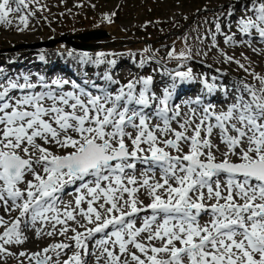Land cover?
Segmentation results:
<instances>
[{"label": "snow or ice", "instance_id": "1", "mask_svg": "<svg viewBox=\"0 0 264 264\" xmlns=\"http://www.w3.org/2000/svg\"><path fill=\"white\" fill-rule=\"evenodd\" d=\"M29 3L0 0V24L10 25L9 16ZM19 23L20 31L27 29L28 15H21ZM237 28L250 38L245 41L249 47L253 34L264 42V0H251ZM225 42L234 43L233 37ZM84 55L81 63L92 59ZM252 75L259 89L241 81L243 89H234L235 102L226 111L217 113L214 103L204 104L199 122L185 120L179 124L182 131L171 127L179 116L178 106L170 108L178 87L175 77L162 96L152 91L151 77L130 80L114 92L93 83L96 94L69 80H53V88L43 77L38 92L31 91L37 85L27 76L23 84L9 80L0 85V208L9 215L18 212L10 220L0 216V256L15 255L9 246L25 243V229L51 223V231L41 227L36 234L52 236L56 225L66 224L57 208L59 194L79 182L77 192L86 189L90 197L80 214L94 227L70 239L84 257L89 255L87 242L99 233L95 246L103 248L106 264H264V76ZM176 76L180 82L192 79L191 70ZM104 79L119 84L107 73ZM69 84L73 90L63 91ZM204 86L209 95L220 87L225 99L233 91L214 83ZM12 90L22 94L10 95ZM194 103L200 106L202 101ZM153 119L158 121L154 125ZM214 129L219 130L220 144L213 143ZM157 132L173 138L161 139ZM137 164L147 166L139 182ZM156 170L160 179L153 181ZM140 188L150 197L147 205L137 197ZM84 200L85 195L77 197V208ZM142 212L148 214L141 218ZM205 215L209 219L201 223ZM64 216L75 218L73 211L66 210ZM136 218L141 219L140 227ZM67 232L64 227L59 234ZM70 248L61 242L19 256L33 264H61V254ZM63 264L86 260L77 251Z\"/></svg>", "mask_w": 264, "mask_h": 264}, {"label": "rangeland", "instance_id": "2", "mask_svg": "<svg viewBox=\"0 0 264 264\" xmlns=\"http://www.w3.org/2000/svg\"><path fill=\"white\" fill-rule=\"evenodd\" d=\"M230 5H232L231 8ZM250 5L251 0H31L27 9L9 16L12 21L10 25L0 24V73L5 72L7 64L13 61L14 64L11 68L15 70L16 75L21 73L25 77L28 76L29 71L35 73L32 81L29 78V82H36L38 85L31 91L42 90L40 88L41 77L45 83L53 88L56 87L52 85L53 80H69L78 84L76 78L71 74L60 75L63 69L60 60L62 58L68 62L77 63V66L82 69L79 70L81 74L77 76L78 81L83 84V88L85 85L86 87L89 86L90 89L86 88V90L93 92V94H96V89L91 87L93 83L100 87H108L110 91L114 92L130 80L150 76L153 80L152 91L157 96L163 95L164 89L172 84L175 77L178 87L170 100V108L176 109L178 106L179 116L171 121V127L176 131H182L179 124L185 120L199 122L204 104L214 103L217 113L222 110L226 111L227 106L235 102L236 93L234 89L237 87L243 89L241 81L257 89L261 87L252 73L264 76V42H260L258 35L253 34L251 47H249L245 41L250 38L241 34L237 28V21L245 15L246 9L250 8ZM21 15H28V28L23 31L19 30L23 27L19 23ZM247 15L251 16V11H247ZM217 25L220 27L219 31H217ZM90 28L104 29L106 33L103 38L86 42L95 45L91 51L75 50L69 45L56 41L62 35H72ZM229 36L233 37L234 43L225 42ZM33 52L37 54L33 55ZM84 54L92 59L86 63H81L82 60L86 59ZM190 56L196 59L192 60L194 66L197 67L196 70L195 67L192 69L189 67ZM226 56L232 57L233 60L227 61ZM106 57H113L110 61L115 63H109L110 61H106ZM97 59H101L107 64L94 63L93 61ZM236 60L243 64L248 71L245 72L241 69L234 62ZM21 61L33 64V66L27 70L25 65L18 64ZM147 61L150 63H146ZM180 61L183 63L180 64ZM209 64L216 65V67L214 68ZM189 70H191L192 79L180 82L176 73ZM106 73L111 75L113 80L119 81V84L109 85L104 79ZM10 74L5 78L6 81L24 83V79L17 80L14 75ZM205 82L214 83L217 86H227L233 91L227 99H225L220 87L214 94L209 95L204 86ZM0 85L6 86L7 83L5 80H0ZM70 86V84L64 85L63 91H72ZM19 94H22L19 90L10 92V95L13 96H19ZM197 98L202 101L200 106L194 103ZM217 98H224V100L216 101ZM191 109L196 110L195 115ZM171 114L170 112L169 115ZM157 122L156 119L151 121L153 125ZM190 126L187 132L189 136L192 135L191 129L194 124ZM218 132V129H214L212 140L215 144H220ZM232 134L234 135V133ZM157 135L161 139L173 138L171 135L161 136L159 132ZM201 136H204L203 131ZM184 150H188L186 146ZM221 150H224L223 145H221ZM52 151L62 154L56 148H52ZM172 154L175 155L176 153L173 151ZM216 156L218 160L223 159L220 153H216ZM233 159L235 158L233 157ZM146 167V165L137 164L135 176L137 178V173H139L138 182L144 178L141 173ZM151 175L149 173V176ZM155 179H160L159 170H156L153 181ZM78 184L79 182L67 189L72 192L68 195V197L71 196L72 200L66 203V206L59 205L60 200L57 202L58 211H62L60 212L61 218L66 220L68 226L66 224L56 225V231L52 236L45 234L37 236L36 234V229L42 226L45 233L51 231V223L47 227V224L38 223L35 229H25L24 234L28 239L23 245L9 246V251L15 255L0 256V264H21V262L33 264L27 256H19V253L26 252L30 255L61 242L71 245L70 249L64 250L66 254H61V264L77 251L81 252L86 264H106L108 258L103 248L94 246L101 234H96L87 242L89 255L86 257L70 239L76 233L86 232L87 228L94 227V225L87 223L88 221L80 213H77V211L81 212V209L87 210L86 201L90 199L86 189L77 192ZM136 187H139V183ZM78 195H85V200L81 202L79 208L74 205L77 199L75 197ZM137 196L144 205L150 203V197L144 188H140ZM66 198L64 197V200ZM124 198H128L126 193ZM69 206H72L71 211L75 217L72 220H67L64 216ZM147 214L142 212L140 217L142 218ZM0 216H3L5 220H10L18 216V212L14 211L9 215L4 212L3 208H0ZM208 219V216H203L201 223ZM63 226L69 229L66 234L60 235ZM140 226L141 219L136 218V227ZM0 231L3 229L0 228ZM144 235L146 234H142L139 239H143ZM157 246H159L158 242ZM107 247L109 250H113L111 243ZM129 247L131 248V246ZM132 250L134 251V249ZM115 251H118V248ZM121 259L123 260L124 257Z\"/></svg>", "mask_w": 264, "mask_h": 264}, {"label": "bare ground", "instance_id": "3", "mask_svg": "<svg viewBox=\"0 0 264 264\" xmlns=\"http://www.w3.org/2000/svg\"><path fill=\"white\" fill-rule=\"evenodd\" d=\"M226 2V1H225ZM63 39H65V37H62ZM90 40H94V39H90ZM89 41V40H88ZM88 43H90V42H88ZM37 53L36 52H33V55H36ZM13 64H14V62L12 61L11 63H8L7 64V67H6V70H5V72H2L1 74H0V80H5V83H8L9 81H6V77L8 76V74L9 73H11L12 75H14L15 76V78L18 80V78L19 79H23V77L22 76H18V75H16L15 74V70H13L11 67L13 66ZM18 64H20V65H25V67L27 68V70H30V68L33 66V64H28V62H20V63H18ZM61 73L62 74H60L61 76H63V75H66L67 74V70L65 69V68H63L62 70H61ZM10 74V75H11ZM34 75H35V73L34 72H30L29 71V74H28V76L27 77H29V78H31V80H32V78H34ZM66 77V76H65ZM21 83H22V81H21ZM23 84V83H22ZM20 95V94H19ZM224 100V99H223ZM217 107H218V105H217ZM228 107V106H227ZM223 111V110H222ZM191 127V126H190ZM214 132V131H213ZM192 133V132H191ZM190 133V134H191ZM217 134V133H216ZM188 135V134H187ZM220 142V141H219ZM140 169V168H139ZM138 176H139V173H137V179H138ZM157 176H159V175H157ZM156 180V179H155ZM138 185V184H137ZM72 186H74V185H72ZM72 186H69V187H72ZM69 187H67L65 190H64V192L63 193H60L59 195H60V204L59 205H61V204H63V206H66L67 204L66 203H69L72 199H71V196H69L68 197V195H69V193H72L71 191H69V190H67ZM142 190V189H141ZM84 191V190H83ZM146 191V190H145ZM82 192V191H81ZM144 194V193H143ZM79 196V195H78ZM64 197L66 198L65 200H64ZM138 197V196H137ZM75 198H77V197H75ZM88 199V198H87ZM75 201V200H74ZM65 202V203H64ZM73 202V201H72ZM84 203V202H83ZM86 203H87V201H86ZM71 204H73V203H71ZM74 205H76V204H74ZM86 205V204H85ZM59 207V206H58ZM66 208V207H65ZM72 210V206H69V209L67 210V211H71ZM77 210V209H76ZM86 211V210H85ZM59 212H62V211H59ZM77 213H80V211H77ZM141 214V213H140ZM79 218V217H78ZM77 220V219H76ZM88 223V222H87ZM38 225V224H37ZM67 225V224H66ZM85 225V224H84ZM92 225V224H91ZM48 226V224L46 225V227ZM51 226V225H50ZM49 226V227H50ZM68 226V225H67ZM43 227V226H42ZM45 227V228H46ZM58 227V226H57ZM64 227V226H63ZM86 227V226H85ZM37 228V227H36ZM39 228V227H38ZM78 228V227H77ZM90 228V227H89ZM69 229V228H68ZM45 231V230H44ZM56 234H57V232H56ZM94 238V237H93ZM93 242V241H92ZM95 246V245H94ZM118 252V251H117ZM100 254V253H99ZM95 256H97V255H95ZM106 259V258H105Z\"/></svg>", "mask_w": 264, "mask_h": 264}, {"label": "water", "instance_id": "4", "mask_svg": "<svg viewBox=\"0 0 264 264\" xmlns=\"http://www.w3.org/2000/svg\"><path fill=\"white\" fill-rule=\"evenodd\" d=\"M105 36H106V33L103 30H89V31H84L79 34L70 35V36L62 35L56 41L68 43L72 45L73 47L80 49V50H91L94 47L93 44L86 43V41L90 39L103 38ZM62 37H65V39H63ZM74 38L77 39L79 42H73L72 39Z\"/></svg>", "mask_w": 264, "mask_h": 264}, {"label": "trees", "instance_id": "5", "mask_svg": "<svg viewBox=\"0 0 264 264\" xmlns=\"http://www.w3.org/2000/svg\"><path fill=\"white\" fill-rule=\"evenodd\" d=\"M149 20H151V19H149ZM84 26V25H83ZM190 62V65L192 66V67H195L194 66V62L191 60V61H189ZM197 69V67H195V70Z\"/></svg>", "mask_w": 264, "mask_h": 264}]
</instances>
